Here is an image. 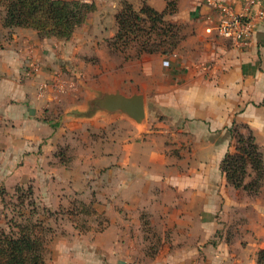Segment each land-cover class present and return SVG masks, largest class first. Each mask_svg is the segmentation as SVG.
I'll return each mask as SVG.
<instances>
[{
    "label": "crops",
    "instance_id": "1",
    "mask_svg": "<svg viewBox=\"0 0 264 264\" xmlns=\"http://www.w3.org/2000/svg\"><path fill=\"white\" fill-rule=\"evenodd\" d=\"M85 1H94L97 6L91 13L90 28L81 38H75L73 32L65 66L54 63L67 69L73 91L85 86L83 94L78 93L75 101L63 107L70 121L67 125L88 131L90 126L112 122L132 124L133 137L124 139L118 136L119 130L114 137V154L104 153L97 159L103 164L113 160L121 170L129 167L128 181L119 184L115 192L119 195L118 209L126 206L147 214L155 231L149 235L164 244L155 253V264H257V251L264 249V206L258 201L244 202L243 192L226 183L220 163L228 147L219 143L218 133L239 119L252 129L257 125L264 129V117L252 116L258 101H264V20H255L250 45L239 47L213 30L205 32L206 26L213 27L217 20L218 13L210 2L177 0L176 11L164 15L165 20L182 26L185 37L177 49L123 61L116 52L109 53V42L117 31L119 0ZM129 1L135 9L143 2L157 11L166 8L165 0ZM221 1L237 12L243 10V0ZM56 71L55 80L61 74ZM95 71L97 78L90 82ZM30 84H22L17 104L7 107L17 109L22 120L23 112L30 115L27 100L36 96ZM116 91L143 96L145 115L141 122L120 111L90 107L91 98ZM260 109L264 111V104ZM219 144L224 147L221 153L215 149ZM187 145L191 149L178 156L163 153L168 146ZM157 168L168 172L152 173ZM31 172L36 174L35 166ZM238 221L244 223L243 228L233 227ZM225 224H230L233 232L225 233ZM140 233L139 240H145Z\"/></svg>",
    "mask_w": 264,
    "mask_h": 264
},
{
    "label": "rangeland",
    "instance_id": "2",
    "mask_svg": "<svg viewBox=\"0 0 264 264\" xmlns=\"http://www.w3.org/2000/svg\"><path fill=\"white\" fill-rule=\"evenodd\" d=\"M69 1L87 4L78 14L80 20L73 29L75 38L86 36L93 21L91 12L97 6L94 1ZM125 2L130 3L119 0L116 13L124 10ZM4 13V8L0 7V234L12 238L28 235L35 240V249L30 254L38 255L42 264H117V259L125 264H155L158 256L155 253L164 244L149 235L155 231L149 225L147 214L126 206L118 209L119 195L115 192L119 184L129 179L128 165L121 170L112 164L113 160L105 164L97 160L104 153L106 156L114 154V137L119 130L118 136L133 137L132 124L118 126L117 122H112L103 127L90 126L88 131L85 127L74 129L67 125L70 121L63 107L75 101L78 93L83 94L85 86L73 91L69 83L71 75H67L66 68L56 67L54 61L64 64L73 32L69 37H59L45 29L5 27L2 24ZM138 24L139 27L134 25L124 33L125 43L122 39L118 49H111L109 53L116 52L123 61H128L175 45L177 37L162 32L161 23ZM151 49L156 51L149 52ZM90 60L95 61V57ZM75 62L78 66L79 62ZM56 70L61 72L58 79L63 78L55 80ZM96 74L95 71L90 82L97 78ZM27 81L32 82L31 91L36 96L26 103L35 110L30 115L23 112L22 120L17 109L7 110V107L17 104L22 84L27 85ZM258 103L252 115L257 119L264 117L260 109L264 101ZM234 122L239 132H253L264 152V129L259 125L252 129L241 119ZM229 129L220 131L218 137L219 143L223 142L232 150L235 138ZM185 149L191 147L168 146L163 153L178 156ZM215 149L221 153L224 147L219 144ZM33 166L36 174L31 172ZM159 171L157 168L152 173ZM251 178L247 177L245 182ZM238 189L243 192L244 202L258 201L264 206V177L256 195ZM235 224V228L244 227L243 222ZM233 227L225 224L223 229L229 234ZM139 233L143 234L144 242L139 240Z\"/></svg>",
    "mask_w": 264,
    "mask_h": 264
},
{
    "label": "trees",
    "instance_id": "3",
    "mask_svg": "<svg viewBox=\"0 0 264 264\" xmlns=\"http://www.w3.org/2000/svg\"><path fill=\"white\" fill-rule=\"evenodd\" d=\"M166 8L157 11L147 3L135 9L130 2H125L124 10L115 13L117 31L109 42L111 49H118L131 28L138 23L143 26H153L157 22L162 25V32L171 33V37H177L172 48L158 51L160 53H173L185 37L182 26L164 19L165 13H173L177 8V0H165ZM87 4L84 2L69 0H0V7L5 10L3 26H23L37 30H48L55 36H70L75 24L80 20L79 13ZM90 6V5H89ZM93 11L94 5L91 4ZM92 13V12H91ZM138 22V23H137ZM125 43V39H123ZM173 43V44H174ZM151 49L149 52H155ZM231 134L234 132L233 149H227L221 163L220 170L225 177L226 183L234 188H242L251 194H258L260 181L264 177V152L256 142L253 132L244 134L239 132L236 123L230 127ZM247 177H252L245 182ZM31 190V187L28 188ZM35 249V240L28 235L19 237H5L0 234V264H42L38 255L32 256L30 252ZM264 261V249L259 250L257 262Z\"/></svg>",
    "mask_w": 264,
    "mask_h": 264
},
{
    "label": "built area",
    "instance_id": "4",
    "mask_svg": "<svg viewBox=\"0 0 264 264\" xmlns=\"http://www.w3.org/2000/svg\"><path fill=\"white\" fill-rule=\"evenodd\" d=\"M217 11L216 24L207 25L206 33L213 30L217 35L231 40L239 47L250 45L255 20H264V0H243V10L235 11L232 5L221 0H206ZM207 16V19H210ZM164 63H167L166 61Z\"/></svg>",
    "mask_w": 264,
    "mask_h": 264
},
{
    "label": "water",
    "instance_id": "5",
    "mask_svg": "<svg viewBox=\"0 0 264 264\" xmlns=\"http://www.w3.org/2000/svg\"><path fill=\"white\" fill-rule=\"evenodd\" d=\"M91 108H99L108 112L120 111L127 114L136 122H141L145 115L143 96L135 93L131 96H125L116 91L113 93H104L89 101ZM30 114L34 113L33 108H29ZM119 264H125L119 261Z\"/></svg>",
    "mask_w": 264,
    "mask_h": 264
}]
</instances>
